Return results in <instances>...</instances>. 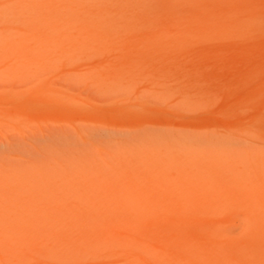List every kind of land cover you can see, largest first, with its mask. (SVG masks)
Segmentation results:
<instances>
[{
    "label": "rangeland",
    "instance_id": "obj_1",
    "mask_svg": "<svg viewBox=\"0 0 264 264\" xmlns=\"http://www.w3.org/2000/svg\"><path fill=\"white\" fill-rule=\"evenodd\" d=\"M0 233L264 264V0H0Z\"/></svg>",
    "mask_w": 264,
    "mask_h": 264
},
{
    "label": "bare ground",
    "instance_id": "obj_2",
    "mask_svg": "<svg viewBox=\"0 0 264 264\" xmlns=\"http://www.w3.org/2000/svg\"><path fill=\"white\" fill-rule=\"evenodd\" d=\"M6 185H7V183H6ZM8 187H12V185L11 186H8ZM12 188H14V187H12ZM2 235L4 236V234H2ZM6 236L8 238V235L7 234H6ZM1 238L3 239V237H1ZM9 239L13 240L12 237L9 238ZM4 240L7 241L5 238H4ZM14 240L20 242L17 239H14ZM0 242H2V241H0ZM10 243H12V242H10ZM21 243H23V242L21 241ZM6 244H7V242H6ZM6 244H5V246H6ZM12 245L16 249V251L15 250H11L12 252H17V250H20V248H21V245H19L17 242H13ZM95 251H96V247H94V246H92V247H85L84 248V247H81V246H78V245L76 246V245H73V244H69L67 242L65 244L58 243V242L57 243H50L45 248V252H46L45 254L46 255H48L50 257H55V258H58L59 260L67 261V262L68 261L69 262H76L77 259H78V257L83 256V255H86L87 253H90V252H95Z\"/></svg>",
    "mask_w": 264,
    "mask_h": 264
}]
</instances>
